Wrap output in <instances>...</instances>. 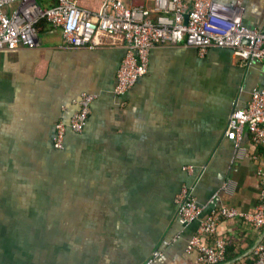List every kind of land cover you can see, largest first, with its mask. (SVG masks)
Here are the masks:
<instances>
[{
  "label": "crops",
  "instance_id": "obj_1",
  "mask_svg": "<svg viewBox=\"0 0 264 264\" xmlns=\"http://www.w3.org/2000/svg\"><path fill=\"white\" fill-rule=\"evenodd\" d=\"M74 1L96 13L102 0ZM239 1L243 25L264 30V0ZM36 29L35 48L0 49V264H143L153 250L160 257L151 264H197L195 250L184 248L198 223H178L173 197L190 184L202 215L218 206L255 209L264 147L244 133L247 153L233 158L223 132L233 107L263 84V65H243L227 48L200 56L164 43L149 50L146 73L116 96L121 46L74 47L44 21ZM82 91L96 94L86 125L68 130L55 149L54 125L69 118ZM216 227L227 243L221 264H253L264 227L239 218Z\"/></svg>",
  "mask_w": 264,
  "mask_h": 264
},
{
  "label": "built area",
  "instance_id": "obj_2",
  "mask_svg": "<svg viewBox=\"0 0 264 264\" xmlns=\"http://www.w3.org/2000/svg\"><path fill=\"white\" fill-rule=\"evenodd\" d=\"M53 1L52 6L43 8L36 0H0V49L38 46L36 25L40 21L59 29L64 42L74 47L98 45L101 40L121 46L123 55L112 88L116 96L123 95L146 73L149 50L164 43L194 47L200 56L210 48H227L241 64L250 66L258 61L264 67V30L243 25L239 0L232 5L215 0H149L148 8L102 0L96 13L78 7L74 0ZM14 4V9L5 11ZM95 97L93 92H80L69 118L55 123L52 141L55 149L64 147L68 130H83ZM244 133L253 146L264 147V71L263 84L253 86L246 105L234 106L226 121L223 136L232 144L233 158L247 153L240 144ZM183 168L187 172L193 169L191 165ZM257 174L260 189L253 211L218 206L202 215V206L192 196V186L180 185L173 197L176 217L181 226L198 223L184 248L186 252L195 250L197 264L225 263L227 243L216 234L219 220L239 218L253 228L264 227V167ZM202 236H212V241L205 242ZM159 257L160 251L153 250L143 264H151ZM251 259L253 264H264V245L252 250Z\"/></svg>",
  "mask_w": 264,
  "mask_h": 264
},
{
  "label": "water",
  "instance_id": "obj_3",
  "mask_svg": "<svg viewBox=\"0 0 264 264\" xmlns=\"http://www.w3.org/2000/svg\"><path fill=\"white\" fill-rule=\"evenodd\" d=\"M186 20V18L184 17V21ZM246 42V40H244Z\"/></svg>",
  "mask_w": 264,
  "mask_h": 264
},
{
  "label": "trees",
  "instance_id": "obj_4",
  "mask_svg": "<svg viewBox=\"0 0 264 264\" xmlns=\"http://www.w3.org/2000/svg\"><path fill=\"white\" fill-rule=\"evenodd\" d=\"M40 22H41V21H40ZM38 24H39V23H38ZM38 24L36 25V28H37Z\"/></svg>",
  "mask_w": 264,
  "mask_h": 264
}]
</instances>
